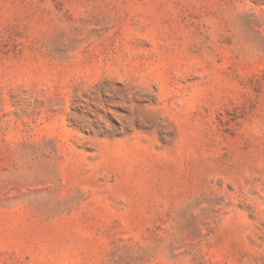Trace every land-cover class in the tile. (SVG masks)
<instances>
[{
  "label": "rangeland",
  "instance_id": "obj_1",
  "mask_svg": "<svg viewBox=\"0 0 264 264\" xmlns=\"http://www.w3.org/2000/svg\"><path fill=\"white\" fill-rule=\"evenodd\" d=\"M0 264H264V0H0Z\"/></svg>",
  "mask_w": 264,
  "mask_h": 264
}]
</instances>
